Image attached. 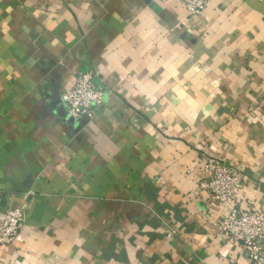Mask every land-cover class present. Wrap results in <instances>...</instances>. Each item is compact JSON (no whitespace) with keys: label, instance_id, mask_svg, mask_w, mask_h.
Here are the masks:
<instances>
[{"label":"crops","instance_id":"1","mask_svg":"<svg viewBox=\"0 0 264 264\" xmlns=\"http://www.w3.org/2000/svg\"><path fill=\"white\" fill-rule=\"evenodd\" d=\"M88 70L105 102L74 122ZM208 159L264 206V0H0V210L26 205L0 264H249Z\"/></svg>","mask_w":264,"mask_h":264},{"label":"built area","instance_id":"2","mask_svg":"<svg viewBox=\"0 0 264 264\" xmlns=\"http://www.w3.org/2000/svg\"><path fill=\"white\" fill-rule=\"evenodd\" d=\"M208 4L209 0H183V8L190 18L203 13ZM104 102V92L95 84L94 73L90 70L78 73L73 86L61 95L62 106L75 121L92 119ZM198 186L212 204L229 208V212L216 221L217 235L240 244L247 252L249 264H264V206L250 203L242 208L241 168L237 164L208 159ZM25 209L26 205L22 204L0 210V253L23 242L21 230Z\"/></svg>","mask_w":264,"mask_h":264},{"label":"water","instance_id":"3","mask_svg":"<svg viewBox=\"0 0 264 264\" xmlns=\"http://www.w3.org/2000/svg\"><path fill=\"white\" fill-rule=\"evenodd\" d=\"M62 109H63V111H64V113H65V118H67L68 120H71V121H74V122H75L74 119H72L71 117H69L67 111L65 110V108H64L63 106H62Z\"/></svg>","mask_w":264,"mask_h":264}]
</instances>
